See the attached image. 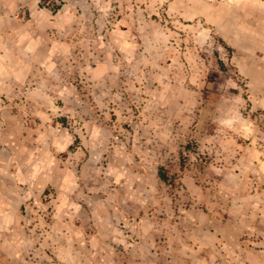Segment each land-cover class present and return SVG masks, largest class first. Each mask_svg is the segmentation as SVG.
I'll use <instances>...</instances> for the list:
<instances>
[{
    "label": "rangeland",
    "instance_id": "1",
    "mask_svg": "<svg viewBox=\"0 0 264 264\" xmlns=\"http://www.w3.org/2000/svg\"><path fill=\"white\" fill-rule=\"evenodd\" d=\"M28 34L65 48L0 90V264H243L264 0H0L1 52Z\"/></svg>",
    "mask_w": 264,
    "mask_h": 264
},
{
    "label": "crops",
    "instance_id": "2",
    "mask_svg": "<svg viewBox=\"0 0 264 264\" xmlns=\"http://www.w3.org/2000/svg\"><path fill=\"white\" fill-rule=\"evenodd\" d=\"M257 32L258 31L256 30V33ZM252 33L253 32L250 33V36L254 37ZM42 40L41 37L32 38V34H28L22 42L23 45H26L24 46V51L1 52L0 50V90L4 89V87L5 89L6 87H9L11 92L14 90L16 92L22 90L23 88L16 89L14 86H20L21 82L28 77L26 75L30 73L34 63L35 66L38 62H45L48 64L50 61L55 60L59 56L58 53H62L65 48L62 44L50 45V42H48L47 51L39 52L38 49L40 45L43 44ZM40 67L42 66L40 65ZM69 89L70 87H66V92H68ZM248 159H252L251 154L245 158V160ZM257 219L259 220L258 225L264 230V213L259 216L257 215ZM229 231L234 232L230 228H225V233H228ZM235 246V253H238L241 259H243V264H264V236L254 239L245 238L243 241L239 240L238 242H235Z\"/></svg>",
    "mask_w": 264,
    "mask_h": 264
},
{
    "label": "trees",
    "instance_id": "3",
    "mask_svg": "<svg viewBox=\"0 0 264 264\" xmlns=\"http://www.w3.org/2000/svg\"><path fill=\"white\" fill-rule=\"evenodd\" d=\"M159 174H160V177H161V178H164V175H163L161 172H160Z\"/></svg>",
    "mask_w": 264,
    "mask_h": 264
}]
</instances>
